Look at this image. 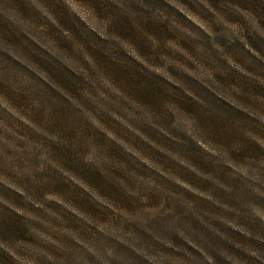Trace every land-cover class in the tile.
<instances>
[{
	"label": "clouds",
	"instance_id": "9594fccd",
	"mask_svg": "<svg viewBox=\"0 0 264 264\" xmlns=\"http://www.w3.org/2000/svg\"><path fill=\"white\" fill-rule=\"evenodd\" d=\"M112 2L0 0V264H264V0Z\"/></svg>",
	"mask_w": 264,
	"mask_h": 264
},
{
	"label": "rangeland",
	"instance_id": "374dc122",
	"mask_svg": "<svg viewBox=\"0 0 264 264\" xmlns=\"http://www.w3.org/2000/svg\"><path fill=\"white\" fill-rule=\"evenodd\" d=\"M125 2L128 4V6L130 8H132L134 11H142L141 9L138 8V5L135 3V0H125ZM145 2H151L153 4H157V3H160L161 0H145ZM93 3L94 5L97 7V8H115L116 5L112 2V0H93ZM73 8H76L75 5H72ZM78 11V14L80 15L81 19L85 22V23H88L89 26H93L89 21H87L85 19V14L83 12H79V10L77 9ZM66 22V21H65ZM125 24H118L117 25V28L119 31L121 32H124L125 31ZM0 28H2V25H0ZM23 38V37H21ZM12 39H16L15 37H12ZM96 41L98 43H100L101 45H103L105 42L104 41H99V38H95ZM220 42L226 47V49H229V50H232V49H236V48H239V45L238 44H229L226 40H224L223 38H220ZM258 43L264 47V41H258ZM29 44H31V42H29ZM32 48L36 49L37 52L41 53L42 55H45L47 56V53H45L42 49H39L36 45H31ZM114 55L116 53H113ZM245 55H247V53H244ZM119 55L123 56V53H119ZM51 59V58H49ZM0 60L2 61H7L9 63H15L14 61H11V58L10 57H7L6 55H4L3 53H0ZM53 63H56L55 61H53ZM256 63L259 65V61H256ZM261 67H264V65H260ZM63 72L66 73L68 76H72L71 73H68L67 72V69H63ZM78 79V78H77ZM153 79L154 80H160L161 78L159 77H155L153 76ZM184 79L190 83L191 85H193L194 87H197L199 88V85L196 84L195 81H192L190 80L188 77H184ZM162 83L165 84V86L167 87H172L170 85H167L166 82H163L161 81ZM202 92H205L206 93V90L204 89H200ZM174 91L176 92H179V89H174ZM210 95V94H208ZM238 115L242 116L243 117V114L242 113H238ZM144 131L154 137V138H158L159 140L161 141H164V142H169L171 143L170 141H168V138L167 137H164L161 133H159L156 129H153V128H150L149 126L147 125H144ZM177 147H185V145H176ZM86 187V186H85ZM92 195L96 198V199H100V197H96L95 196V193H92ZM109 207H111L109 205ZM73 212H76L75 209H72ZM234 235H238V234H234Z\"/></svg>",
	"mask_w": 264,
	"mask_h": 264
}]
</instances>
